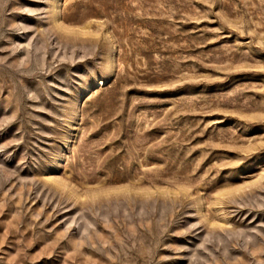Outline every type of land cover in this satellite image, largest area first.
Returning a JSON list of instances; mask_svg holds the SVG:
<instances>
[{
    "label": "rangeland",
    "instance_id": "obj_1",
    "mask_svg": "<svg viewBox=\"0 0 264 264\" xmlns=\"http://www.w3.org/2000/svg\"><path fill=\"white\" fill-rule=\"evenodd\" d=\"M0 264H264V0H0Z\"/></svg>",
    "mask_w": 264,
    "mask_h": 264
}]
</instances>
